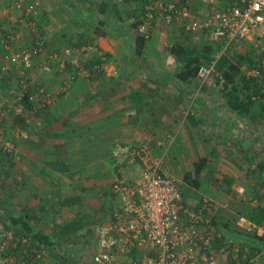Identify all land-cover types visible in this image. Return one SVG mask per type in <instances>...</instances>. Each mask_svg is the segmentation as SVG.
<instances>
[{
  "label": "crops",
  "instance_id": "1",
  "mask_svg": "<svg viewBox=\"0 0 264 264\" xmlns=\"http://www.w3.org/2000/svg\"><path fill=\"white\" fill-rule=\"evenodd\" d=\"M38 1V20L50 49L75 41L79 26L103 20L96 12L103 0ZM216 1L201 4L214 5ZM6 2L0 0V10ZM1 15L6 21V13L0 11V24ZM109 18L112 25L115 20ZM128 28L121 35L112 25L110 36L95 38L97 49L118 59L91 82L75 80L57 96L64 90L70 70L61 75L51 71L29 72L27 76L34 87H44L55 99L42 120H27L31 126L26 139L16 145L14 172L2 175L8 166L0 165V230L13 231L6 218L10 213L27 221L32 233L48 236L52 246L37 264L87 262L83 254L89 249L90 232L109 214V203L90 168L110 159L114 144L150 145L163 171L179 181L183 202L192 207L202 200L210 201L219 225L264 211V175L258 168L264 162V114L241 111L223 95V84L213 78L202 85L182 83L172 79L174 68L167 65H128L133 57V31ZM117 37L124 39L119 52L111 43L116 39L118 45ZM252 45L250 37L236 43L231 54L235 59H249V54L254 55ZM153 47L149 51L157 53L150 54L152 59L173 61ZM72 55L66 59L69 68L76 63ZM178 68L176 64L175 72ZM153 70L159 74L156 80L153 76L139 79L140 73ZM200 159H205V165L198 187L193 188L184 178L193 174ZM101 169L104 179L112 178L105 166ZM79 170H86V174H79ZM94 190L99 191L98 196ZM102 203L107 208L105 216L98 212ZM95 220L99 222L96 226ZM74 235L78 244L72 241ZM9 255L12 264L17 263L18 255Z\"/></svg>",
  "mask_w": 264,
  "mask_h": 264
},
{
  "label": "built area",
  "instance_id": "2",
  "mask_svg": "<svg viewBox=\"0 0 264 264\" xmlns=\"http://www.w3.org/2000/svg\"><path fill=\"white\" fill-rule=\"evenodd\" d=\"M214 5L216 7L218 3ZM4 8L2 11L6 13L8 25L4 31L11 35L8 40L5 37L2 41L8 53L2 58L0 73L8 69H30L35 64L41 70L50 72L47 64L54 61L57 64L59 57L54 52L44 56L47 47L39 36L42 30L38 31L39 1L9 0ZM202 13V17L192 16L186 7L178 8L170 0H144L138 34L149 39L158 24L165 28L179 26L187 34L206 32L209 43H214L218 49L212 55L210 64L198 70L197 82L200 85L210 78L220 79L216 71L220 57L232 50L236 43L254 37L255 68L243 66L242 72L246 77L257 78L264 69V0H228L222 8L209 11L204 8ZM23 31L30 34L29 38L35 44L33 48L20 43ZM82 48L74 53L85 50V59L93 52L101 56L94 44H86ZM64 53L69 56L70 50L65 49ZM102 65L94 66L93 70H102ZM57 66L60 72L62 61ZM78 75L88 78L89 73L80 67ZM18 85L22 93L32 88L21 77L18 78ZM31 93L29 100L32 102L41 100L49 104L54 98L43 87ZM9 103L8 107H14L16 113H21L23 108L20 105ZM3 115L4 111H1L0 119ZM14 136L25 138L26 134L21 132ZM0 148L7 152L13 150L10 141L3 138L1 128ZM113 158L121 159L110 185L111 194L118 201L111 205L108 219L96 231L97 251L91 257L92 263L227 264L217 258L218 253L225 252L226 246L217 250L213 245L215 235L210 219L214 211L211 204L203 201L196 209L185 206L176 180L161 171L160 160L151 158L144 147L118 146L114 149ZM136 164L139 166L133 170ZM230 225L248 235L264 236V225H256L242 216L235 218ZM13 240L11 232L0 230V264L13 263L8 254L9 248L15 247ZM20 243L24 244L25 240ZM235 251L236 248L232 250ZM42 254L35 252L39 259Z\"/></svg>",
  "mask_w": 264,
  "mask_h": 264
},
{
  "label": "trees",
  "instance_id": "3",
  "mask_svg": "<svg viewBox=\"0 0 264 264\" xmlns=\"http://www.w3.org/2000/svg\"><path fill=\"white\" fill-rule=\"evenodd\" d=\"M172 3L176 5L178 8L186 7L189 12L194 13L192 16L195 17H202V9L206 8L205 6H202V2L204 0H198L199 2L198 6L196 7L194 5H190L188 0H170ZM219 1L217 7L223 6L228 0H217ZM9 2V0H8ZM144 0H123L121 2H118L117 0H103L96 9L97 14H99L101 17H103V20L101 19L98 24L94 26V36L90 35V38L88 36H85L84 32H79L80 34L77 36V39L75 41L69 42L68 45L70 50V54H73L75 50L79 51L82 50L83 46L86 44H94V40L97 37H104L109 35V30H111L112 25L114 27H118L119 31H125V28L129 27L128 29L133 33H135V36H133V57L132 61H127L128 65H133L136 63H145L146 57L148 54H155L157 52L149 51L150 46H153L151 39L153 38V34L149 37V39H145L143 35L138 34V28L141 24L140 17L142 16V7H143ZM201 4V5H200ZM126 6H133V8L126 9ZM202 6V7H201ZM215 6V5H214ZM111 7V8H110ZM207 9V8H206ZM156 16V13H154ZM109 16H113L114 23L111 25V18L108 19ZM5 21V20H4ZM7 23V21H5ZM38 31L42 30V26L38 23ZM158 24L157 26H159ZM2 26V23L0 24V28ZM79 28H81L79 26ZM105 28V29H104ZM163 28V27H162ZM165 28V27H164ZM173 28H176L179 30V34L182 35H193V34H187L181 27L174 25ZM159 29V28H158ZM169 30L170 28H165ZM157 30V28H156ZM0 55H1V61L0 64L3 63V56H5L8 52L4 49V45L2 44V41L5 40V37H10L11 33L9 34L7 31L1 30L0 31ZM182 33V34H181ZM9 34V35H8ZM29 33L27 31H23L21 34V37L23 38L22 45L29 47L30 49L33 48L34 41L30 40ZM204 38L207 37L206 32L201 34ZM40 39L44 41V45L47 47V52L44 56L48 57L53 52L59 57V62L62 61L63 68L59 72L58 66L56 62L54 61L53 64H47L49 66L50 72L53 71L58 75H61L65 73L66 71L70 72L67 74L66 81L67 83L64 84L63 89L66 92L68 90V83L75 82V80H83L85 81V78L79 77L78 70L74 67L69 68L68 58L66 61L64 58V51L65 50H59L56 51L54 49L49 48V44L46 40V37L44 36V31L39 33ZM110 36V35H109ZM71 37V36H70ZM171 38V37H170ZM181 42V41H180ZM70 44V45H69ZM166 45V43H164ZM169 45V44H168ZM166 46L164 55L171 56L174 58L177 65H179L178 70L173 74V80L179 81L182 83H191L196 81L197 82V72L198 70L203 67L210 64L213 57L212 55L214 52L218 49V46L214 45V43H208L205 40L203 42L199 40L198 43H196L195 46L188 48L187 45L184 43H179L178 40L173 41L171 45ZM14 50V51H13ZM13 52H16V48H13ZM233 51L230 50L224 55H222L218 61L216 71L220 74V79L213 78L216 82L223 84L224 88V96H227L230 100H232V104H235L238 108H241L243 112H246L248 110H256L259 113L264 114V69L259 72V75L257 78L254 77H246L244 72H242V67L246 66L247 69L255 68V55H251V58L246 59V57H236L235 59L233 55L231 54ZM100 52V51H99ZM98 52V53H99ZM81 53H86L85 50L81 51ZM146 53H148L146 55ZM101 56L97 53H89L87 55L86 59H83L80 61V66L83 67L88 73L89 76L87 79L93 80L97 77L101 76V73L103 70L100 71H94V66H100L104 63L106 55L102 52H100ZM85 55V54H84ZM67 57V56H65ZM104 58V60H102ZM239 58V59H238ZM253 58V59H252ZM42 59V58H41ZM29 72H32L36 74L37 72H44L38 66L33 65V68L30 69H8L7 71H4L0 73V112L4 111L3 117L0 119V128L2 129L3 138L10 141V143L13 146V150L10 152L3 151L2 148H0V165L2 166H8L5 171H3L2 175L9 174V172L12 170L13 162L15 159V149L18 141L22 139H26L29 130V126H31L30 122L27 120L29 118L34 117L36 120H42L43 117L47 114V112L50 110L51 106L54 103V98L51 100L52 102L49 104H45V101L37 100L36 102H32L29 100L31 92H37L39 88V85L34 87L31 82L27 79V76ZM9 73V74H8ZM49 73V72H46ZM67 73V72H66ZM8 74V75H7ZM22 74V75H21ZM21 75V76H20ZM78 75V76H77ZM21 77L25 80L26 83H29L30 89H27V91L22 93V90L20 89L18 85V78ZM198 83V82H197ZM44 88V87H43ZM64 91L58 93L57 96L63 95ZM22 93V94H21ZM48 93V91H47ZM21 95V96H20ZM5 97V98H4ZM4 99V100H3ZM9 102H13L15 105H20L23 109L21 113H16L14 111V107H8L10 104ZM42 103V107H40V104ZM21 132L26 134V137H15L14 134ZM118 146H132V147H144L147 150L148 155L151 158H154L152 154V150L150 145L139 143L134 145H125V144H114L113 151L110 153V161L113 164V171H112V178L110 181V185L112 180L116 177V173L118 170L119 165L117 164L121 159H114L113 158V152L114 149ZM131 148V147H129ZM85 155V154H84ZM159 159V158H155ZM160 160V159H159ZM160 162V169L163 173V167L162 163ZM205 165V159H200L197 164L194 166L193 174L190 176H186L184 178V181H186L191 187L197 188L198 187V177L203 171V167ZM138 167L139 165L133 166ZM259 170L264 175V162H262L258 166ZM166 174V173H165ZM168 175V174H166ZM173 178V177H172ZM176 180L178 187L181 192L180 183L176 178H173ZM110 191V186H109ZM111 192V191H110ZM112 197H114L111 194ZM182 197V192H181ZM205 201L207 205H210L211 202L207 200L200 201L196 206H188L184 203L185 206L189 208L196 209L201 202ZM114 203V202H113ZM112 205V204H111ZM109 204L108 210L110 212ZM212 205V204H211ZM7 219L10 221L11 226L13 228V231L8 230L11 232L14 236L13 244L15 247H10L8 250V254L11 255H18L16 257L17 263L15 264H37L42 259V256L44 255V251L48 252L52 246V243L50 242V238L48 236H45L41 233H32L31 229L29 228V225L27 221L23 220V218L15 216V214H8L6 215ZM109 217V214L107 216V219ZM241 217V216H238ZM244 217V216H242ZM250 222L256 224V225H264V211L258 210L253 215H248L247 217H244ZM210 224L213 227V232L215 235L214 240V248L219 249L220 247L226 246L225 252L218 253L217 258L220 259L222 262H225L227 264H264V236H255V235H248L242 232L237 231L234 227L230 225L231 222H227L224 225H219L215 222V217H211ZM98 221V220H97ZM96 226V225H95ZM100 227V225L90 232V239H89V247L87 249H90V252H87L86 255L83 254L85 259L87 260L86 263L82 264H95L92 263L91 257L92 255L96 254L97 246H96V231ZM232 234H238L245 236L246 239L243 238V240L239 241V239L236 236H233ZM236 237V239H234ZM25 240V243H20V241ZM232 240L234 242H232ZM236 240V241H235ZM37 248L35 252H41L43 253L39 258H36L35 252L33 251V247ZM236 248L235 252H232V250ZM49 249V250H48ZM43 250V251H41ZM76 252L78 251V248H74ZM80 250V249H79ZM88 251V250H87ZM235 256V258H234ZM20 258V259H19ZM253 261V262H251ZM73 264V263H72ZM75 264V263H74Z\"/></svg>",
  "mask_w": 264,
  "mask_h": 264
},
{
  "label": "rangeland",
  "instance_id": "4",
  "mask_svg": "<svg viewBox=\"0 0 264 264\" xmlns=\"http://www.w3.org/2000/svg\"><path fill=\"white\" fill-rule=\"evenodd\" d=\"M198 0H188V2H189V4L190 5H194L195 4V6L197 7L198 6V4H199V2H197ZM215 1V0H214ZM216 2H218L219 3V1H216ZM202 3H205V2H202ZM220 4V3H219ZM205 6V5H204ZM131 9H132V7L133 6H129ZM223 6H221L220 5V7H215L214 5H209V3H207L206 4V8H207V10L209 11V10H213V9H220V8H222ZM96 7H93V9L92 10H94ZM1 12H2V10H0ZM194 13H192V15H193ZM2 16V15H1ZM3 17V16H2ZM5 19H4V17H3V20H2V26H1V28H0V31L1 30H4V29H6V28H8V25H7V23H5V21H4ZM7 21V20H6ZM94 26L95 25H92V24H86V25H83V26H80L81 27V31L80 32H84L85 33V36H88V38H90V35L91 36H94ZM157 28V30H155V32H154V34H153V38L151 39V41H152V44H153V46L155 47V48H157L158 50H160V51H165V49L164 48H166V46L169 44V45H171L172 43H173V41H175V40H177L178 39V41H179V43H184L185 45H187V47L188 48H191V47H193V46H195L196 45V43H198L199 42V40H201L202 42H203V40H205L206 42H208L209 43V41H208V39L205 37H203L200 33H197V34H193V35H180L179 34V30L178 29H176V28H170L169 30H167V29H165L164 27L162 28V26L161 25H159V26H157L156 27ZM159 28V29H158ZM77 32V36L80 34L78 31H76ZM121 35L123 34L122 32H119ZM162 33V35H160ZM182 34V33H181ZM0 35H1V33H0ZM131 36H135V33H131ZM171 37V38H170ZM118 39L117 40H119V38H120V43L117 45V42H116V39H114V40H112V44H113V46L117 49V51L119 52L120 50H121V47L123 46V38H121V37H117ZM253 38V42H254V37H252ZM132 40H133V37H132ZM181 41V42H180ZM164 43H166V45L164 44ZM95 45V44H94ZM169 45H168V47H169ZM253 46V45H252ZM97 47V46H96ZM153 47V48H154ZM67 48H69V46H66V47H62V48H60V49H54V50H56V51H61V50H67ZM254 48V47H253ZM98 51H100L99 49H98ZM101 52V51H100ZM84 54L85 53H81V52H79V53H73V61H75L76 63L74 64L75 66H74V68H76L77 70H78V68H80L81 66H80V61H82L83 59H85V57H84ZM70 56H67V57H65L64 56V58H63V60L65 59V61H66V59H68ZM116 57H119V55H117ZM147 59H148V61H146V63H150V65H152V66H154V65H156L157 63L159 64V65H167L168 67H171V69L170 70H172V68H174L173 69V73L172 74H174L175 73V70H176V62L174 61V59H173V61H169V60H166V61H162V60H160L161 58H155V59H152L153 58V56H150V55H148L147 57H146ZM118 59V58H117ZM117 59H115L114 57H111V56H108V55H106V57H105V61H104V63H103V65H102V70L103 71H105V69L106 70H108V66H110V65H112L113 63H115L116 61H117ZM154 60V61H153ZM159 60V61H158ZM118 63V62H117ZM139 64V63H138ZM145 63H141L140 65L141 66H143ZM156 72V73H155ZM158 71H155V70H153L152 71V73H148L147 71H145L144 73H140L141 74V76L139 77V79H145L146 78V80H148V79H150V77H158L157 75H159L158 73H157ZM52 73H53V71H52ZM102 74V73H101ZM78 76V75H77ZM79 77L81 78V76L79 75ZM149 77V78H148ZM157 78H155V80H156ZM85 81H89V82H91V80H89V79H87V78H85ZM66 83H67V81H66ZM69 84V83H68ZM53 95V94H52ZM54 96V95H53ZM5 98V97H4ZM4 100V99H3ZM100 139V138H99ZM97 140V139H96ZM95 143H97V142H95ZM112 151H113V147L111 146L110 147V153H112ZM169 156H170V152H169ZM101 162L102 163H100L99 162V164L98 165H95V166H92L91 168H90V170H92V171H94V173H96V175H97V179L99 180V183L97 184V187H101L103 190V192H104V194H103V198H106V200H105V202H108L110 205L111 204H113V202H116V201H118L117 200V198L116 197H112L111 196V192L109 191V186H110V179L111 178H107V179H104L103 177H102V175H103V171H102V169H101V167L102 166H105L106 168H107V170H108V173H109V175L111 174V175H113L112 174V171H113V164L111 163V161H110V159L107 157V158H105L103 161L101 160ZM12 172H14V170L12 169L11 170ZM74 172H75V170H74ZM78 173L79 174H81V175H83V174H86V170H79L78 171ZM74 174H72V176L71 177H75V176H73ZM88 189H90V188H88ZM95 191V193H97V196H98V194H99V191L98 190H94ZM99 198V197H98ZM99 203H100V199H99ZM103 204V203H102ZM102 204H99V206H100V210H98V212H99V214H101V216H105V213L107 212V208L104 206V204H103V206H102ZM94 224L95 225H98L99 224V222L97 221V220H95L94 221ZM93 230H95V229H93ZM233 236H236L238 239H239V241H241V240H243V238L244 239H246L245 238V236H243V235H238V234H232ZM236 237H234V239H236ZM77 238V236L76 235H74V238H73V240L72 241H75L76 243H77V241H78V239H77V241L75 240ZM70 242V241H69ZM80 242V241H79ZM78 244V243H77ZM86 253L87 252H90V249H88V251L86 250L85 251Z\"/></svg>",
  "mask_w": 264,
  "mask_h": 264
}]
</instances>
